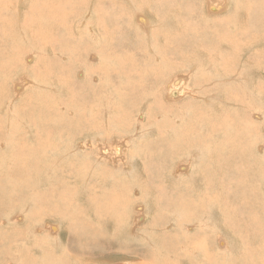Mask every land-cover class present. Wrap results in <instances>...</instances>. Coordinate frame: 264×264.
Here are the masks:
<instances>
[{
	"label": "rangeland",
	"instance_id": "rangeland-1",
	"mask_svg": "<svg viewBox=\"0 0 264 264\" xmlns=\"http://www.w3.org/2000/svg\"><path fill=\"white\" fill-rule=\"evenodd\" d=\"M5 1H7L5 8L7 10L9 9V11H2V16L8 17L11 15L13 20L16 21L19 18V13L20 18L17 21H21L25 13L30 15V10H32V5L35 1L37 4L48 0ZM85 1L87 3L84 2L85 5L83 4L82 12L78 14V16L73 19V23H71L73 28L75 27L74 29L71 28V32H75L76 35L80 36L81 32L78 30H83L82 33L85 32L84 34L86 35L85 41L82 42L84 46L79 44V48V45L76 44L78 45L76 50L71 51L73 58H71L70 53L64 55L46 53V50L43 48L34 46L33 42H41L40 35L30 32L27 24L26 27H23V33L21 34V37L25 39L18 41V46L21 42H25L26 46L16 49V56L22 57L23 53H26L22 61H24L23 63L26 65V68H28L29 65L36 63L37 60H40L45 54H48L50 59L56 62H65L66 65L71 67L72 74L69 75L67 79L72 84L77 85V87H79L78 90L81 86H87L89 83L92 87L94 86L95 90L92 91L94 95L92 92V94L90 93L91 95H88L86 98L88 99L87 104H82L84 100L81 102L83 106L86 105L85 107L90 105L86 117L94 121V126L89 128V130H85L84 127L82 128V125L80 126L77 123L73 130H65V134H68L69 139H65L66 137H59V140V138L56 139L58 135H55L52 141L57 144H62L64 142H68L65 144L70 143L71 146L70 144L59 145V147L65 146L64 152L71 150V152L68 151L69 153H82V151L85 153L92 149L98 153V150L101 151L100 147L102 148V144L106 143L109 146L106 145L105 147L108 148L110 154H112L113 149H115V144L116 147L118 144V146L124 147L125 149L124 158L112 161L107 157L108 159L106 160L111 163L109 166L110 168L111 166L119 164L120 169L122 170L123 168V171H119L129 175L130 179H120V181L126 182V187L123 189L117 185L118 180H116V175H114V180L109 176L102 177V181H98L97 179L94 180L89 174L94 172L96 166L74 167V165H72L71 167L70 164H68L67 158L62 159L65 160V163L62 160L59 162L57 159L55 160V156L51 157L50 155H58L56 152V154H54V150L58 147L54 148L52 153L49 152V157L45 154L47 156V163L43 161L40 162L44 163L45 167H48L46 171L49 170L43 172L49 177H45L46 175L43 174L45 178L42 176V179L36 186L31 188L26 194H22L21 191L16 190V197L22 199H0V232L2 229L6 232L13 231V235L10 236L8 244L4 243L0 237V251L2 250V255L0 254V263L3 258H5L4 264H29L26 262L27 260L25 261V258H23V260L19 259V257H23V254L18 250L21 249L25 252L30 249V245H27L28 235L36 224H40L37 234L43 235L38 237L37 242L44 246L43 249L46 253L45 259H41L39 264H85V262L89 264H264V232L261 230L258 231L257 237L255 240H252L255 243L250 246L247 245L248 243L245 240L247 237L245 235L241 237L240 234V231L247 232L249 229L253 230L257 227V224L251 226V224L248 223L258 219L257 217H260L261 214L253 209L251 212L249 209V214L243 213L242 211H239L240 213L237 212L239 208L247 207V203L249 204L252 198L250 193L247 192L249 189L243 192L245 187H243L242 182H240L239 185L238 178L234 175H226V172L234 173L235 169H225L221 167L219 163L209 161L205 156L204 158L202 151L207 153L206 149L209 152L213 150L208 144L199 145L195 149L188 146L187 143L179 144L174 149L172 148L173 152L171 153L173 154L168 151L169 154L166 155L161 152L159 153L160 149L157 145L159 139H163L165 144L169 146L176 140L177 136L174 132V122L176 124L182 121L189 123V113L195 111L197 115H199L201 111L214 110L217 114L220 112L222 116L238 115L239 118L241 117L240 119L243 124L245 123L244 125L249 130L251 129V135L253 134L254 136V138L252 137V152L264 165V74L262 72L264 68V4H262V0H259L256 9L254 7L255 10L250 7L249 15L245 14L248 24L250 25L253 23L250 26H253L256 23L255 21L258 20V27L255 32L256 35L254 36L255 40L247 41L248 38L241 37V40L244 42L239 48H236V50L225 46V44H216L217 38L215 36L218 37L219 34H222L221 36L223 37L225 33H228V30L234 28L235 22L233 25V20L235 17L239 15V12L245 9L249 3L253 4V2H251L253 0H226V2L225 0H220V2L219 0H166V2L165 0H154L156 7H147L148 3L146 0H98L97 3H102L105 8L108 5H112L108 6V10L115 9L120 16V21L124 22L125 29L126 26H128L127 30L130 35H125L124 30L121 28L120 31L122 36L120 39H116V41L120 46L123 45L122 43L126 44L128 42L130 45H126L127 48L133 49H124L118 52L112 50V43H110L114 41L110 39V34H112V30L115 29L116 26L110 22L112 28L111 26H107L108 34L104 33L105 35L100 36L98 33H95V25L101 21L102 13L97 6V0ZM93 3L94 5L92 6L91 4ZM214 5L218 6L217 11L211 10V6ZM255 12L256 14H253ZM98 17L100 18L99 22L97 21ZM141 17H144L145 20H141ZM87 26H89L88 29ZM192 28L193 32H190ZM170 32L178 34L175 53L173 56L166 54L162 57V60L157 61L155 64V66L162 65L165 61H168L166 58L168 57L169 61L166 63L165 74L160 76L156 82V87L152 84L145 85V89H147L136 107L132 109L123 108L120 110L122 115L129 118L132 126L126 129L121 128L120 120H116L115 116L112 115V112L116 109L110 111V114L113 116V121H109L107 115L103 113L105 111L104 101L107 100L102 97V93H106L107 89L110 90V100H108L109 102L107 101L106 105H111V107L114 105L122 107L123 105L124 107V101L127 97L123 95L124 90H129L121 86L119 80L116 82L114 81L115 79L112 77L113 73L111 72V68L115 66L112 67V62H115L117 59V62L126 58L138 59L137 57L139 56L140 58L145 57L143 60V64H145L143 65L144 68L148 70L150 67H154L152 66L154 64V56L160 59L161 55L158 53L159 49L166 43V38L162 34ZM93 33L95 34L94 40L97 39V42L92 47L88 39L90 38L92 40L94 37ZM84 34L81 36H84ZM200 35L204 36L206 39H198L195 45L189 43L188 39L190 40L191 36L198 37ZM231 35L228 34L227 36L231 37ZM2 36L3 34L0 33V38ZM105 37L108 40L106 43L101 41V38ZM58 42L66 43V40L60 36V41ZM85 42H87V44L89 42V44L86 45ZM84 47H86L85 50ZM177 47H179V50H177ZM3 48L4 46L0 45V52ZM97 49L104 50L103 52H98ZM34 50L37 56H35ZM112 53H115L117 58H114L116 55ZM229 54L237 57L232 61L233 58H229ZM256 56L258 57L255 59ZM150 57L151 59L149 60ZM77 61L79 62L77 63ZM98 61L99 64H97ZM144 61L146 63H144ZM71 63H73V67ZM109 63H112V65H108ZM208 65L210 66L208 67ZM109 67L110 69L106 72ZM144 68L139 65V70L142 73H145ZM94 69L97 70L94 71ZM249 71L252 73L249 74ZM6 72L7 78L12 81L6 86L7 90L6 87L2 89L4 92H11L10 95L13 96L11 99L14 98V101H16L19 96V98H22V94L28 90L40 86L35 74L28 72V70L25 71L24 67L13 70L9 59L7 60ZM123 74V78L129 77L127 76L129 70H126ZM252 74L254 77L253 79L251 78L253 81L252 84H250L248 81L250 77L248 78V76ZM177 75H181L183 82H185L189 88V92L172 101L167 96L168 91L166 87L168 81L172 77L175 78ZM105 78H110L113 82H109V80L108 82H104L106 80ZM164 78L165 80L162 81ZM217 83L220 85H216ZM20 84L22 86L21 89L14 87ZM160 85L163 87L161 92L162 97L158 96V94L154 96L153 88L155 87V90H157V87ZM229 90L231 91L229 92ZM158 92L160 93L159 90ZM254 92L257 95H255ZM35 93L34 91L32 95ZM232 93L242 97L244 101L250 105L245 104L247 107H235L232 102L229 101V99L232 98ZM94 96H96V98L92 100ZM55 100H57V98ZM65 102L68 101L66 100ZM154 102L161 103V108L163 109L160 110V113L157 112L159 107L156 108ZM98 103L102 105H97ZM6 104H9V101H7ZM190 104L193 105V108ZM1 107L3 108L0 112L3 113L2 115L4 117L0 113V120L3 117L1 121L6 123L8 118L12 116L11 114H14V111H17V109L10 111L11 114L9 115V113H7V106L2 105ZM62 109L67 111L65 108ZM124 109H127L128 113H124ZM245 109L247 111H245ZM67 112L69 113L67 114L68 118L75 117L80 113V111L76 109L71 117L70 112ZM82 112L81 110V115ZM93 112H95V114ZM16 114L13 116L15 117ZM99 114L101 115L100 117ZM23 115L24 114L21 113V116ZM13 116L11 118H13ZM242 116H244V118ZM93 117L97 119L94 120L92 119ZM80 119L81 117H79L78 121H80ZM55 122L57 123V120L55 121V119H53L50 124L54 123L53 125H56ZM116 122H119V124ZM48 124L49 122L44 125ZM6 125L4 124V129H1V131L2 133L9 134V126ZM118 125L120 126L118 127ZM153 125L157 127V130L159 125H165V128H163V132L158 133V131L156 132L152 127ZM99 127L105 128L96 131L95 129ZM20 129L16 130L17 134L15 133V136H21V134H23V136L27 137L30 135L26 129ZM77 130H81V132L76 134L78 136L75 135L74 140L71 139L70 134ZM161 134H164V136L160 137ZM214 138L216 141V135ZM55 140L57 142H55ZM119 142L122 144H119ZM1 143H6V140H2ZM176 143H178L177 140ZM190 143L193 144L191 141ZM110 145L112 146L110 147ZM66 146L70 149H67ZM164 146L161 148L166 149L167 147ZM2 147L4 146L2 145ZM2 147H0V150H4ZM199 151L200 153L197 158L201 161L198 159L200 161L198 165L199 161L196 160V164L194 157H196ZM97 153H95V156L98 162L101 159L100 157L104 155L100 154V156H97ZM3 154L4 153L0 151V172L5 174L2 165H4L7 160V154ZM199 155L202 156L200 157ZM105 157L106 156L102 158ZM157 164L159 166H157ZM10 165L11 161L9 166ZM83 167L84 169L82 170ZM97 169L100 174V168ZM222 171H225V173L223 174ZM49 172L56 176H50ZM58 173H62L63 175L67 174L70 178L66 176L63 180L59 178L61 175ZM76 174L80 179H76ZM99 176L101 177V175ZM207 180L214 186L210 191V195L216 194L215 199H204L206 198L205 193L208 191V188H211L209 186L207 189L204 188L205 181ZM53 183L54 185H52ZM256 185L260 186L264 193V180L261 179ZM6 186L8 185L6 184ZM46 187L50 191H55L53 197L50 199H62L58 202L59 209L66 203L77 202L75 204L84 208V211L81 213L87 211L92 214L95 209L91 205L87 207L86 203L83 204L85 199H90V197L92 199V197L98 196L101 192L104 193V191L110 194V190L117 191L119 193L118 199H122V201L119 207L115 205L113 208L115 218L110 215L111 218L106 223L108 230L101 231L103 235L99 236L95 245L88 248L85 252L74 249L67 253L63 244L59 246L55 242V244L52 245L47 241H51V239H49V237H51L50 234L57 235L60 233L64 238L61 243L77 244L78 240L76 236H74L76 235L74 228H76L75 225L78 220L76 217H71L70 223H72V225L68 224L66 227L67 223L65 220L49 212L48 200L40 199L39 196L40 190ZM182 189H188L190 195H193L191 198L198 203L199 209L186 208L188 211L184 214V217L179 220L178 217L182 213V209L177 211L176 209L179 206L176 205L177 201L180 199H171L170 194L173 193L174 196L181 195L183 194ZM57 191H62L64 194L58 196ZM257 192L259 191L257 190ZM198 195L199 197H197ZM3 196L4 189L0 188V198H4ZM24 197L28 199H23ZM68 198L73 200H69ZM111 198L113 197L111 196ZM28 203H32L33 205V215L29 214L30 209L27 208L29 211L28 213L24 210ZM262 204H264V202H262ZM234 210H236L239 215ZM69 212H74L72 203L69 205ZM226 212H232L227 217L229 220L226 219ZM248 215L250 216L248 217ZM243 217L245 218L243 219ZM263 217L264 216L261 215V218ZM232 220L234 221L233 223ZM9 221L17 223L9 224ZM114 221H121V223L125 222L126 224L120 227V229L110 232V229L114 227ZM225 221L228 223V226ZM237 223L240 225L239 228L234 227L237 226ZM50 224L57 225L58 229L52 230ZM46 228L47 231L51 233L44 232ZM108 233H111V238L107 236ZM115 236L116 238L114 240L113 238ZM208 238L209 243H205L202 246L205 253L202 255L197 254L195 252L197 247L194 245L202 244L204 241H207ZM24 243L26 244L24 245ZM45 247H48V249ZM6 251L7 253L5 254ZM211 253L212 256H210ZM32 254L34 255L35 253L33 252ZM31 260L33 259H30V261Z\"/></svg>",
	"mask_w": 264,
	"mask_h": 264
},
{
	"label": "bare ground",
	"instance_id": "bare-ground-1",
	"mask_svg": "<svg viewBox=\"0 0 264 264\" xmlns=\"http://www.w3.org/2000/svg\"><path fill=\"white\" fill-rule=\"evenodd\" d=\"M146 1L148 3L147 7H149V6L152 7V6L156 5L154 0H146ZM84 2H86V1L85 0H48L46 2L36 4V1H35L32 5V10H30L31 11L30 15L25 13V16L23 15L24 16L23 19L21 21H17L20 18V15L18 13L19 18L16 21H14L11 15H9L8 17L2 16V14H1L2 11L7 10L5 8L7 1L0 0V33L3 34V36H2L3 38L2 37L0 38L1 39L0 45L4 46V48L0 52V110H2V108H3V107H1L2 105L3 106L6 105L8 108L7 113H9V115L11 114L10 111H13L15 109H17V111H18L17 112L15 110L17 113L16 114L14 111V114H16L15 117L13 116L14 114H11L13 116V118H11L12 116L9 117L11 119L8 118L6 123L5 122L3 123L1 121V120H3L4 116L2 115L3 113L0 112L1 115L3 116L2 119L0 120V147H2V145L4 146V147H2V149H4V150H0V151H2L4 153L3 155L7 154L6 155L7 160L10 159L8 161L6 160L4 165H2V168L3 167L5 168V169L3 168V170L5 171V174L0 172V188L4 189V196H3L4 198H0V199H22V198L16 197V195H15L16 190L21 191L22 194H26L31 188H34L36 186V184L42 179V176L44 177L43 174H45V173L43 171H46V169L48 168V167L44 166V163H47L46 158H47V156L49 157L50 155H51V157L55 156L54 157L55 160L57 159L59 162H60V160L67 158V160L69 162L68 164H70L71 167H72V165H74V167L75 166L76 167L77 166H88V167H90L91 165H92L91 167L96 166V169L94 168L95 169L94 172L92 174H89V176L91 175V177L94 180L97 179L98 181H102L103 180L102 177H105V176H109L111 179L114 180V175H116L117 176L116 180H118L117 185H119L122 189L126 187V182L120 181V179L121 178H126L127 180L130 179L129 175H127L125 173L123 174V172L119 171V170H121L119 167L120 166L119 164H117L116 166H111V168H110L109 166L111 165V163H109L106 160V159L110 158L112 161H117V160L124 158L125 149H124V147L122 148L121 146H118V144H117V147L115 144V149H113L112 154H110L108 148L105 147L107 145L106 143H103L104 145L102 144V148L100 147L101 151L98 150V153H97V151H94V149H92L90 151L85 150V151H88V152L84 151L85 153H83V151H82V153H69V152H71V150L70 151L67 150V151H65L67 153H65L63 151V150H65V148H64L65 146L59 147V145L61 146V145L68 143V142H64L62 144H57V143H54V141H52V139L55 138L54 137L55 135H58V137H56V139L59 137H61V138L66 137L65 139H69L68 134H65L66 133L65 130L66 129L67 130L68 129L73 130V128L76 127L77 123L80 126L82 125V128L84 127L85 130H89V128L94 126V124H95L94 121H92L91 119H88L86 117L90 105L87 107H85L86 105L85 106L82 105V104H87L88 99H86V98L88 97V95L92 91L95 90L94 86L92 87L91 84L89 83L87 86H81L80 89L78 90L79 87H77V85L72 84L67 79L69 77V75L72 74L71 73V67L69 65H66L65 62H56L53 59H50L48 54H45L44 57L41 58L40 60H37L36 63L29 65L28 68H26V65L23 63L24 61H22V58H23L24 54H26V53H23L22 57L16 56V49H20V48L26 46L25 42H21L18 46V43H19L18 41L25 39V38L21 37V34L23 33V27H26V24L28 25V29L30 32L40 35L41 42H38V43L33 42L34 46H38V47L43 48L44 50H46V53L49 52V53H56V54H60V55L70 53V55H71V53H72L71 51H75L77 46L79 44L83 45L82 42L85 41L86 35L84 34L85 32L82 33L83 30H78V31L81 32V35L84 34V36H81V35L79 36V35H76L75 32H71V28L72 29L75 28V27L73 28L71 23H73V21H74L73 19L75 17H77L78 14H80L82 12ZM97 2H98V0L96 1V3ZM165 2H166V0H165ZM219 2H220V0H219ZM225 2H226V0H225ZM251 2H253V4L256 6L249 3L245 9H242L239 12V15H237L235 17V19L233 20V25L235 22V27L228 30V33H225L223 35V37L221 36L222 34H219L218 37L215 36L217 38L216 44H218V45L225 44V46L236 50V48H239L240 45H242V43L244 42L243 40H241V37L242 38L243 37L248 38L247 41L255 40L254 36L256 35L255 32H256L257 27H258V24H257L258 20L255 19V20H257V21H255L256 23L253 26H250L253 23L250 25L248 24V22L246 21V15H249L248 13L250 12L249 11L250 7H252L253 10H255L256 7H258L259 0H253ZM245 3H246V1H245ZM99 4L97 3V6L102 13V17H101L100 22H99L100 16L98 17V20L96 18V20L99 23L96 22L97 24L95 25L96 26V28H95L96 32L95 33H98V35H100V36L108 34L107 26L110 27L111 26L110 22H111L112 24H114L116 26V28L112 30V32H111L112 34H110L111 35L110 39L114 40V41L110 42V43H112L111 44L112 50L118 52L120 50L123 51L124 49H133V48H127L126 45H130L128 42L126 44L122 43L123 45L120 46V44H118L116 41V39H120L122 36V33L120 31L121 28L124 30L125 35H130L128 33V30H127L128 26H126V29H125V24H124V22L120 21V16L115 11V9L108 10V6H112V5H108L105 8L102 3L99 2ZM262 4H264V0H262ZM91 5L93 6L94 3ZM7 7H9V6H7ZM254 7H255V9H254ZM211 10L217 11L218 6L217 5L211 6ZM7 11H9V9ZM26 11H27V9H26ZM87 11H88V9H87ZM253 14H256V12ZM257 14H259V13H257ZM84 16H86V15H84ZM254 16H256V15H254ZM141 20H145V18L141 17ZM207 24H208V22H207ZM88 28H89V26H87V29ZM111 28H112V26H111ZM205 28H207V27H205ZM109 30H110V28H109ZM191 30L192 31H190V32H193V28ZM91 32H93V31H91ZM231 33H232V35H231ZM228 34H230L231 37H228L227 36ZM63 35H64V37H63ZM162 35L166 38V43L163 47H161L159 49L158 53H160V55H161L160 59H158L156 56H154V64L152 65L154 67H150L148 70H147V68H144L143 65H145V64H143V60L145 57L140 58L139 56L137 57L138 59L126 58L124 60H120V62H117L118 61V59H117L115 62H112L113 65H112V63L108 64V65L111 64L112 67L115 66V67L111 68V72L113 73L112 77L115 79L114 81L116 82L117 80H119L121 82V86L129 89V90H124L123 95L127 96L125 101H124V107H123V105H122V107L121 106L118 107L116 105L111 107V105H106L107 101L110 100L109 99V93H110L109 91L110 90L107 89L106 93H102V97L107 100V101H104V110L105 111L103 113H105L107 115V119H109V121H113V116H115L116 120H120L121 128L126 129L127 127H131L132 123L129 121L128 117H126L120 113V110H122L123 108L132 109V108L136 107L138 105L139 101L141 100L142 95L145 93V91L147 89V88L145 89L146 84H149V85L152 84V85H155V87H156V85H157L156 82L158 81L160 76H162L161 75L162 72H159V71L162 70V68L164 66H166V63L169 61V58L166 57L168 59V61H165L162 65H159V66H155L156 62L159 60H162V57H164L166 54H168L169 56H173V54L175 53L176 38H177L178 34L170 32V33H163ZM201 35L198 37L191 36V39L190 40L188 39L189 43L191 45L192 44L195 45V43H196V41H198V39L199 40H205L206 38L204 36H201ZM60 36H62V38L66 40L67 44L65 42H58V41H60ZM93 36L94 37L92 38V40L90 38L88 39V36H87V39L90 41L92 47L97 42V39L94 40L95 34ZM42 40H43V42H42ZM101 41L106 43L108 40L105 37V38H101ZM188 41H187V43H188ZM247 41H246V43H247ZM202 42H204V41H202ZM85 43H86V45L89 44V42H88V44H87V42H85ZM250 43H252V42H250ZM76 44H78V45H76ZM89 47H90V45H89ZM128 47H130V46H128ZM79 48H80V45H79ZM85 48L86 47H84V50H85ZM78 50H80V49H78ZM103 50L104 49H97L98 52H103ZM177 50H179V47H177ZM34 54H35V56H37L35 50H34ZM236 57L237 56H235V55L229 54V58H233L232 61ZM256 57H258V56H256ZM71 58H73L72 55H71ZM114 58H117V55H116V57L114 56ZM8 59L10 61V65H11V68L13 70H15V69L18 70V69L24 67L25 71L28 70V72L36 75V77H37L36 79H37L38 83L40 84V86L35 87L32 90H28L27 92L22 94V98H19L20 97L19 96L16 101H14V98L11 99V97H13L12 95H10L11 92L7 93L8 91L4 92V90L2 89L3 87L8 86L9 82L12 81L11 79H8L6 76V74H7L6 68H7V60ZM150 59H151V57L149 58V60ZM78 62L79 61H77V63ZM144 63H146V62L144 61ZM97 64H99V61ZM8 65H9V62H8ZM139 65H141L144 68L145 73H142L139 70ZM71 66L73 67V63H71ZM209 66L210 65H208V67ZM104 67H105V65H104ZM109 69H110V67L106 70V72ZM96 70L97 69H94V71H96ZM126 70H129V74L127 75L129 77L126 76L127 78H123V76H124L123 73ZM262 70H263L262 72L264 74V68ZM250 73H252V72L249 71V74ZM253 77H254L253 74L251 76H248V78H249L248 81L250 84H252ZM173 78L174 77H172L170 79V81L167 83V87H166V90L168 91L167 96L172 101H174V99L180 98L182 95H185L189 92V88L187 87L186 83L183 82L181 75H177V76H175L174 79ZM108 80H109V82H113L110 78H107L104 82H108ZM216 85H220V84L217 83ZM14 87L15 88L18 87L17 89L22 88L21 84L15 85ZM155 87L153 88L154 96H156L158 94V96L162 97L161 92L160 93L158 92V90L160 91V86L157 87V90H155ZM98 88H99V86H98ZM6 90H7V87H6ZM34 91L36 93L34 95H32V93ZM99 91H100V89H99ZM230 91L231 90H229V92ZM95 92H97V91H95ZM255 92H254V94L257 95ZM150 93H152V92H150ZM93 95H94V93H93ZM231 95H232V98H230V99L226 98V99H229V101H231L235 107H239V106L247 107V106H245V104H248V103L245 102L242 97L238 96L235 93H232ZM56 98L58 101L55 100ZM94 98H96V96H94L92 98V100ZM110 98H111V96H110ZM130 99H132V100H130ZM66 100L68 102H65ZM82 100H84L85 102L84 101L82 102ZM7 101H9V104H6ZM81 102H82V104H81ZM154 104H155L156 108L159 107V110H157V112L160 113V110L163 109V108H161V103L160 102H154ZM251 104H254V103H251ZM97 105H102V104L98 103ZM248 105H250V104H248ZM169 107H172V106H169ZM191 107L193 108V105H191ZM253 107H254V105H253ZM62 108H65L67 111H69L71 114L70 115L71 117H72V115L76 109L78 111H80V113H78L75 117L68 118L67 114H69V113L67 111H64ZM112 109H116L114 112H112L113 116L110 114V111ZM81 110L83 111L82 115H81ZM227 110H228V108H227ZM245 111H247V110L245 109ZM123 112L128 113V110L124 109ZM183 112H185V111H183ZM21 113H23L24 115L21 116ZM93 113L95 114V112H93ZM189 115H190L189 123H185L184 121H182L181 123L176 124L174 122V124H175L174 125L175 126L174 132L176 133V136H177L176 140L178 143H176V140H175L169 146L168 144H165V141L163 139H159V143L157 144L158 148L160 149L159 153L161 152L162 154H165V155L169 154L168 151H170V153L173 152L172 148L174 149L179 144H186L187 143L188 146H191L194 149L197 148L199 145H202V144L210 145L211 149H213V150L209 152L206 149L207 153L202 151L203 157L205 156L206 159H208L209 161H215L216 163H219L221 165V167H223L225 169L234 168L235 169L234 173L226 172V175H228V176L234 175L236 178H238L239 179V182H238L239 185H240V182H242L243 187H245V190H243V192L247 191L249 189V191H247V192L250 193L252 199L249 201V204L247 203V207H241L238 210L236 208H233V209H236L237 212L242 211L243 213H246V214H249V209H250V212L253 209L256 212H258L259 214H261L262 216H264V204H262V202H264V193L262 192L260 186L256 185V183L260 182L261 179L264 180V173H263L264 172V165L261 162V160H259V158L256 157L255 154L252 152V146L251 145H252V137L254 138V136H253V134L251 135V131H250L251 129L249 130L244 125L245 123L243 124L242 120L240 119L241 117L239 118V116L235 115V114H234L235 116H222V114L220 112H218V114H217L214 110H211V111H201V112H199V115H197V113L194 111L192 113H189ZM100 116L101 115L99 114V117ZM79 117H81L80 121H78ZM242 117L244 118V116H242ZM53 119H55V121L57 120V123L55 122L56 125H53L54 123L50 124L51 120H53ZM92 119L96 120L97 118L93 117ZM48 122H49L48 125H44V124H47ZM116 123L119 124V122H116ZM4 124L5 125L7 124L9 126L8 127L9 134L2 133L1 129H4ZM114 124H115V122H114ZM119 126L120 125H118V127ZM164 126L159 125L158 130H157V127L155 125H153L152 127L154 128V130L156 132L158 131V133H161V132H163V128H165ZM16 128L17 129L21 128L20 130L26 129L30 133V135L26 137L20 133L21 136H17V135L15 136V133L17 130ZM104 128L105 127H99L95 130L100 131ZM80 132H81V130H77V131L71 133L70 138L74 140L75 135L77 133H80ZM26 135H28V134H26ZM215 135L217 137L216 141L214 138ZM76 136H78V135H76ZM163 136H164V134H161L160 137H163ZM4 139L6 140V143H1V141ZM59 140H60V138H59ZM190 141L193 144H191ZM55 142H57V141L55 140ZM69 144H65V145H69ZM119 144H122V143L119 142ZM164 145L167 147L166 149L161 148ZM70 146H71V144H70ZM107 146H109V145H107ZM111 146L112 145H110V147ZM56 147H58V148L56 150H54V154L58 153V155H53V154L49 155V152L52 153L53 149ZM66 148L70 149V148H68V146H66ZM200 151L196 154V157H194L195 162H196V160L199 159V158H197V156L200 153ZM111 152H112V150H111ZM95 153H97V156H100V154H101V155H104L106 157L105 158H102L104 156L100 157L101 159L97 162V158L95 156ZM171 154H173V153H171ZM10 161H11V165L9 166ZM41 161H43L44 163H40ZM62 161L65 163V160H62ZM200 161L198 162V165L200 164ZM106 163H107V165H106ZM204 163H205V160H204ZM61 164H62V162H61ZM196 164H197V162H196ZM105 165H106V167H105ZM48 166H49V164H48ZM157 166H159V165L157 164ZM107 167H109V168H107ZM97 168H100V174H99V170ZM217 168H219V167H217ZM83 169H84V167L82 168V170ZM179 169H181V168H179ZM61 170H62V168H61ZM71 170H72V168H71ZM116 171H118V172H116ZM121 171H123V168ZM222 173L224 174L225 171H222ZM58 174L61 175V177H59V178H62L63 180L66 178V176H68L67 174L63 175L62 173H58ZM51 175L54 176L55 174L50 173V176ZM99 175H101V177ZM125 175L128 177H126ZM47 176L48 175H46L45 177H47ZM76 179H80L77 176V174H76ZM6 184L8 186H6ZM52 185H54V183ZM208 186L211 188H208V191L205 193L206 198H204V199H215L216 194L210 195V191L214 186L212 183H210L207 180V181H205L204 188L207 189ZM49 187H51V186H49ZM89 187H91V186H89ZM182 190H183V194H181V195L174 196L173 193L170 194L171 199H180L177 201V205H176V206H179L176 209L177 211L182 209V213L178 217L179 220L181 218H183L184 214H186V212L188 211L186 208H188V209L194 208L197 210L199 209L198 203L194 199L191 198L193 195H190V192H188V189H185V190L182 189ZM257 190L259 192H257ZM54 192H55L54 190H51V191L48 190L47 187L43 190H40V194H39L40 199H47L48 200L49 212L52 213L53 215L58 216L62 220H65L67 223L66 227L68 226V224L72 225V223H70L71 217H76L78 220L77 224L75 225L76 228H74V231L76 234L74 236H76V238L78 240L77 244L72 245V244H66L64 242L61 243L62 239H64V238H63L62 234H60V233L57 235L50 234L51 237H49V239H51V241H47L49 244H52V245H54L55 242L59 246H61L63 244L66 248L67 253H69V251L74 250V249H79V251L85 252V251H87L88 248L95 245L97 243L99 236L103 235V233H101V231L108 230L106 227L107 221L111 218V216L115 218L113 208L115 207V205H116V207H119L121 204V201H122V199H118L119 193L117 191L110 190V194H108L106 191H104V193L101 192L100 195L97 194L98 196H94V197H92V199H91V197H90V199L84 198L85 202L83 204L86 203L87 207L90 205L92 207H94L95 210L92 214L88 213L87 211L85 213H81L84 211V208L80 205L78 206L77 204H75L77 202H75V203L71 202L73 205V208H74V212L71 213V212H69V205L71 203H69V204L66 203L63 205L62 208L59 209V203L58 202L62 199H50L53 197ZM36 194H38V193H36ZM63 194L64 193L62 191H57L58 196H61ZM93 194H95V193H93ZM111 196L113 198H111ZM197 197H199V195ZM23 199H28V198L24 197ZM204 199H200V200H204ZM69 200H73V199H69ZM74 206L77 207L78 209L75 208ZM27 208L30 209L29 210L30 212L28 211ZM89 208H87V209H89ZM24 210L27 213L29 212L30 215L34 214V208H33L32 203H28L27 206H25ZM236 210H234V211L236 212ZM230 213H232V212H226V219L227 220H229V218H227V217L230 215ZM239 213H237V214L239 215ZM259 214H258V216H259ZM261 215H260V217L256 216L258 219L248 223V224H251V226L253 224H257V227H255V228L253 227L254 228L253 230L249 229V231L244 232V231H240V229H239L241 237H243L244 235L247 237L246 239L245 238L244 239L247 241L248 244L247 243L246 244L249 246L252 245L253 243H255L252 240H255V238L257 237L258 231L261 230L262 232H264V223H262V222H264V217L261 218ZM243 216H245V215H243ZM249 216L250 215H248V217ZM244 218L245 217H243V219ZM245 220H247V219H245ZM233 222L234 221L232 220V223ZM10 223H17V222L9 221V224ZM120 223H121V221H119V222L114 221L113 222L114 227L110 229L111 230L110 232L115 231L117 229H120V227H122L126 224L125 222H122L121 224ZM225 223L228 226V223L226 221H225ZM39 225L40 224H36L33 227L32 231H30V233L28 235L27 245H30V249L26 250L25 252L22 251L21 249L18 250L19 252H22V254H23V257H19V259L23 260V258H25V261L27 260L26 262L29 264H33V263L39 264L41 262V259H43V258L45 259V253L46 252H44V249H43L44 246L41 243L37 242L38 237L43 235V234H40V235L37 234L38 228H40ZM50 226H51L52 230L58 229V226L55 224H50ZM102 226H103V229H102ZM251 226H249V227H251ZM234 227L239 228L240 225L237 223V226H234ZM70 231H71V229H70ZM44 232L51 233L50 231H47V228L44 230ZM68 234H69V232H68ZM12 235H13V231L6 232L2 229L0 232V237L2 238L3 242L7 243V244L9 242L10 236H12ZM107 236L111 238V233H108ZM53 237H55V238H53ZM115 238H116V236L113 239L115 240ZM205 243H209V238L207 239V241H204V243H202V244L194 245L195 247H197L195 249V252L197 254L202 255L203 253H205V250L202 247ZM25 244L26 243H24V245ZM124 244H127V243H124ZM35 245H38V246H35ZM45 248L48 249V247H45ZM1 251H0V254L2 255ZM4 251H3V253H4ZM33 252L35 253L34 255L32 254ZM6 253H7V251L5 252V254ZM210 256H212V253L210 254ZM28 257H30V258H28ZM30 259H33V260L30 261ZM75 259H77V258H75ZM4 263H5V258H3V260L0 264H4ZM85 264H89V263L85 262ZM157 264H159V263H157Z\"/></svg>",
	"mask_w": 264,
	"mask_h": 264
},
{
	"label": "crops",
	"instance_id": "crops-1",
	"mask_svg": "<svg viewBox=\"0 0 264 264\" xmlns=\"http://www.w3.org/2000/svg\"><path fill=\"white\" fill-rule=\"evenodd\" d=\"M257 58V57H256ZM255 58V59H256ZM159 72H162V74L161 75H164L165 74V72H166V66H164L163 68H162V70H160ZM165 80V78L162 80V81H164ZM170 81V80H169ZM168 81V82H169ZM162 90H163V87H161V85H160V92H162ZM165 93H166V91H165Z\"/></svg>",
	"mask_w": 264,
	"mask_h": 264
}]
</instances>
